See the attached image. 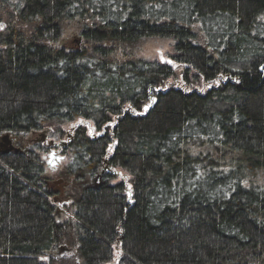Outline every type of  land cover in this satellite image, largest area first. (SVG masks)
<instances>
[{"label":"trees","instance_id":"trees-1","mask_svg":"<svg viewBox=\"0 0 264 264\" xmlns=\"http://www.w3.org/2000/svg\"><path fill=\"white\" fill-rule=\"evenodd\" d=\"M4 134L0 264H264V0H0Z\"/></svg>","mask_w":264,"mask_h":264},{"label":"rangeland","instance_id":"rangeland-1","mask_svg":"<svg viewBox=\"0 0 264 264\" xmlns=\"http://www.w3.org/2000/svg\"><path fill=\"white\" fill-rule=\"evenodd\" d=\"M63 44L67 48H78L80 46V40L73 30L67 29L64 32ZM174 53V41L171 39H161V38H148L144 39L139 43V47L136 50V55L142 59L149 61H159L162 64H167L173 68L177 67L176 62L171 58ZM70 128V127H69ZM7 134L0 136V146H5L3 138ZM30 139L32 141H43L46 142V146L51 144V141L46 139L44 134L38 133L33 134ZM45 162L46 169L51 176L50 190L55 192H65L67 183L64 179L60 177V171L67 165L68 157L61 155L60 151L53 149L48 154L42 156ZM121 179L126 180L125 174L121 173Z\"/></svg>","mask_w":264,"mask_h":264},{"label":"water","instance_id":"water-1","mask_svg":"<svg viewBox=\"0 0 264 264\" xmlns=\"http://www.w3.org/2000/svg\"><path fill=\"white\" fill-rule=\"evenodd\" d=\"M3 142L5 144V148H4V152H8V151H17L18 149H16L10 139V136L9 135H6L4 138H3Z\"/></svg>","mask_w":264,"mask_h":264},{"label":"flooded vegetation","instance_id":"flooded-vegetation-1","mask_svg":"<svg viewBox=\"0 0 264 264\" xmlns=\"http://www.w3.org/2000/svg\"><path fill=\"white\" fill-rule=\"evenodd\" d=\"M4 148H5L4 146H2V147L0 146V151L4 150ZM54 193L57 195L58 191H55ZM57 197H58V196H57ZM57 197H55V198H57ZM55 200H56V199H55Z\"/></svg>","mask_w":264,"mask_h":264}]
</instances>
